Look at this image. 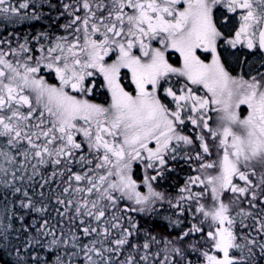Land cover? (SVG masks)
Instances as JSON below:
<instances>
[{"label":"snow or ice","instance_id":"1","mask_svg":"<svg viewBox=\"0 0 264 264\" xmlns=\"http://www.w3.org/2000/svg\"><path fill=\"white\" fill-rule=\"evenodd\" d=\"M0 22H34L0 31V264H264V72L227 59L264 57V0H0Z\"/></svg>","mask_w":264,"mask_h":264},{"label":"flooded vegetation","instance_id":"2","mask_svg":"<svg viewBox=\"0 0 264 264\" xmlns=\"http://www.w3.org/2000/svg\"><path fill=\"white\" fill-rule=\"evenodd\" d=\"M53 19H55V12L52 13ZM34 22H25L23 23L22 28L32 27ZM16 27L11 24H5L4 22H0V27ZM42 25L37 24L35 30H40ZM30 30L24 31V34H28ZM20 34V32H19ZM235 51V52H234ZM234 52V54H233ZM249 56V62H244V58ZM237 57H239L240 62L237 61ZM251 57V58H250ZM227 59L231 65V69L233 70V74H244V75H255L257 72H264V57L260 54L252 55L249 53L247 49L240 50H230ZM236 60V61H235ZM235 63H238L235 65ZM97 102H104L103 96L97 97ZM192 173L191 169L184 165L183 162L180 163L179 166H176V170L167 175V178L159 182L158 190L172 192L175 193V189L177 186H180L187 179V176ZM176 178V180L174 179ZM258 251V250H257Z\"/></svg>","mask_w":264,"mask_h":264},{"label":"trees","instance_id":"3","mask_svg":"<svg viewBox=\"0 0 264 264\" xmlns=\"http://www.w3.org/2000/svg\"><path fill=\"white\" fill-rule=\"evenodd\" d=\"M45 23H47V22H45ZM5 27H7V26H5ZM5 27H0V31H3ZM41 27H42V26H41ZM7 28H8L9 30H17V31H18L17 27L9 26V27H7ZM27 30H30V28H28V27H27V28H23V29H22V32H20V31H18V32H20L21 35H25V34H24V31L27 32ZM32 30H33V29H32ZM32 30H31V31H32ZM31 31H30V32H31ZM189 175H190V174H189ZM174 179L176 180V178H174ZM8 259H9L8 256H4V260H5V261H7Z\"/></svg>","mask_w":264,"mask_h":264},{"label":"rangeland","instance_id":"4","mask_svg":"<svg viewBox=\"0 0 264 264\" xmlns=\"http://www.w3.org/2000/svg\"><path fill=\"white\" fill-rule=\"evenodd\" d=\"M11 25H14V26H16L17 27V29H18V31H20V32H22V27H20V26H22L23 25V23H16V24H11ZM30 28V31L33 29L32 27H29ZM235 52V51H234ZM234 52H233V54H234ZM251 58V57H250ZM236 61V60H235ZM237 62V61H236ZM247 62H249V56H248V59H247ZM238 63H235V65H237ZM245 106H242V110H243V108H244ZM258 252V251H257Z\"/></svg>","mask_w":264,"mask_h":264}]
</instances>
